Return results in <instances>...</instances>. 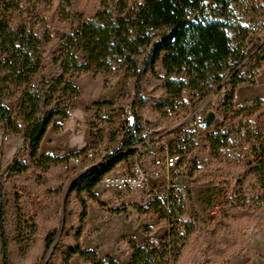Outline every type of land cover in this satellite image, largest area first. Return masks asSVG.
<instances>
[{"label": "rangeland", "instance_id": "obj_1", "mask_svg": "<svg viewBox=\"0 0 264 264\" xmlns=\"http://www.w3.org/2000/svg\"><path fill=\"white\" fill-rule=\"evenodd\" d=\"M0 4L20 8L12 15L14 31L0 35V58L17 55L18 42L13 45L11 41L24 37V24L38 38L36 48L45 47L41 69L30 82L37 85L41 79L50 81L57 77L60 65L52 59L74 18H58L56 0H43L36 7L30 0H0ZM71 4L73 13L92 17L101 8L102 0H71ZM230 17L236 21L237 34L244 31L261 39L258 46L263 59L253 76L256 84L239 86L233 107L223 108L220 99L224 89H218L220 84L211 86L203 97L199 91L186 88L170 97L164 88L161 61L153 64L156 75L146 69L141 80L144 102L136 106L134 113L143 126L142 134L150 138L146 144L149 185L129 191L107 188L99 182L92 189L95 198L81 194L87 214L79 241L99 258L111 257L126 264L132 243L140 246L146 239L163 240L171 225L153 209L155 198L149 193L153 187L162 194L173 188L174 194L181 193L183 198L186 189H190L195 203L196 211L190 212L184 198L179 222L191 228L186 234L184 226L180 227L179 234L186 237L176 264H264V184L257 182L255 173H249L259 165L256 153L260 151L243 146L239 125L252 122L258 132L264 131V0H235ZM141 56L135 57L140 60ZM241 72L250 74L246 66ZM25 80L0 63V93L12 114V125L5 129L0 120V173L4 174L0 213L9 241L10 264H61L63 252L74 244L79 225L81 206L72 184L81 169L64 170L57 160L42 162L39 158L73 155L88 149L97 154L114 152L122 122L113 117V112L131 104L128 94L119 98L116 95L122 85L128 84V77L124 69L113 76L101 72L65 74L64 81L76 86L77 94H55L51 107L66 106L69 116L52 119L35 159L30 157L23 137L26 123L18 105L30 88V82ZM257 98L262 102L245 104ZM112 100L110 105L96 106ZM128 117L132 118V110ZM215 134L228 138L218 154L211 153L208 140ZM178 135L183 137L178 149L182 172L169 188L156 181L152 160L166 150L172 151ZM126 154L130 156L131 151ZM107 155L112 158L116 152ZM242 193L249 198L244 207L239 206ZM51 228H57L58 234L46 251L44 240ZM69 262L90 264L77 254Z\"/></svg>", "mask_w": 264, "mask_h": 264}, {"label": "trees", "instance_id": "obj_2", "mask_svg": "<svg viewBox=\"0 0 264 264\" xmlns=\"http://www.w3.org/2000/svg\"><path fill=\"white\" fill-rule=\"evenodd\" d=\"M41 1L43 0H30L33 7ZM56 2L58 18H74L60 38L58 54L52 59L54 64L59 63L61 73L50 81L41 79L37 85L30 82L41 69L45 47L39 50L36 48L38 38L24 24L21 25L24 37L11 41L13 45L15 41L18 42L17 55H10L4 60L0 58V63L6 65L12 74L24 76L27 84L30 82L29 90L23 93L18 105L26 123L23 137L30 157L34 159L52 119L55 116L66 119L69 116L66 106L51 107L56 93L61 96L77 94L76 86L64 81L65 74L71 71L78 74L101 72L113 76L119 70H125L128 84L121 86L116 98L127 94L131 97L132 118L129 123L123 122L117 130V134L124 131L122 141L115 150L119 156L115 155L106 162L96 164L73 179L72 188L76 191L81 206L79 225L75 230L74 244L63 252L61 262L70 264V257L77 254L90 264H119L111 257L99 258L94 251L84 249L80 244L87 214L86 202L81 194L85 192L95 198L92 189L100 182L102 175L127 156L126 153L131 151L129 146L143 139V126L134 111L136 106L144 102L141 80L146 69L150 68L151 73L156 75L153 64L161 61L164 88L170 97L177 96L184 88L197 90L200 97H203L212 89L211 86L220 84L218 89H224L220 106L232 108L236 89L244 84H256L253 76L263 59L258 46L261 39L248 36L244 31L237 34L236 21L230 17L235 0H102L101 8L92 17L73 13L71 0ZM19 10L18 6L0 4V35L14 31L12 15ZM48 41L49 38L46 42ZM253 47L256 49L250 53ZM139 54L142 55L140 60L135 57ZM245 66L249 75L241 72V68ZM114 100L96 106L104 107ZM252 102L261 103L262 100L257 98L245 104ZM0 120L3 129L12 125L11 111L4 104L1 93ZM239 125L243 146L260 151L256 153L259 165L252 167L249 173H255L257 182L264 184V131L258 132L252 122ZM227 139V135L223 134L209 136L211 153L215 154L219 148L226 146ZM124 151L127 152L123 154ZM71 155L53 158L44 155L39 159L42 162L57 160L62 164ZM3 178L4 174L0 173V189ZM154 198L155 213L163 217L171 227L161 242L146 239L140 246L132 243V251L126 264H176V258L181 253L186 235L182 237L179 234L180 227L184 226L186 234L191 228V225L179 222L184 198L188 211H196L191 190L186 189L184 198L181 193L174 194L173 188ZM239 200V206L244 207L249 198L242 193ZM57 234V228L48 230L44 240L46 251L50 250ZM0 260L1 264H10L9 241L1 213ZM46 264L52 263L48 261Z\"/></svg>", "mask_w": 264, "mask_h": 264}, {"label": "built area", "instance_id": "obj_3", "mask_svg": "<svg viewBox=\"0 0 264 264\" xmlns=\"http://www.w3.org/2000/svg\"><path fill=\"white\" fill-rule=\"evenodd\" d=\"M223 98L220 99V103ZM131 112V104L126 103L122 105L119 109L114 110L113 117L120 122H130L128 114ZM199 119V116H198ZM121 123V124H122ZM99 129V128H96ZM124 131H120L116 135L117 148L122 141ZM183 140V137L178 135L175 141L179 143ZM150 141V138L143 135V139L136 141L131 146V154L127 156L124 161L118 162V164L109 172L102 175L100 183L107 187L117 190H143L147 187L148 179L150 177V171L148 169V158L146 155V144ZM179 145L173 147L172 151L166 150L164 154L157 155L152 160L153 175L156 177V181L169 185L172 187L171 183L181 175V157L179 154ZM115 152V151H114ZM106 151H97L94 149H88L82 152H78L69 156L63 163L62 168L64 170H69L72 168L80 167L79 173H83L89 170L95 162L101 161L106 153H114ZM163 185V187H165ZM171 185V186H170ZM168 189V188H167ZM150 195L162 196V193H157L155 188H150ZM166 193V192H165ZM164 193V194H165Z\"/></svg>", "mask_w": 264, "mask_h": 264}, {"label": "bare ground", "instance_id": "obj_4", "mask_svg": "<svg viewBox=\"0 0 264 264\" xmlns=\"http://www.w3.org/2000/svg\"><path fill=\"white\" fill-rule=\"evenodd\" d=\"M127 151H124L123 153H126ZM110 159V156H108L107 155V153L106 154H104V158L101 160V161H97V162H95L94 163V165H96V164H100V163H103V162H106V161H108ZM94 165H92V166H94ZM91 167H89V169H90Z\"/></svg>", "mask_w": 264, "mask_h": 264}, {"label": "crops", "instance_id": "obj_5", "mask_svg": "<svg viewBox=\"0 0 264 264\" xmlns=\"http://www.w3.org/2000/svg\"><path fill=\"white\" fill-rule=\"evenodd\" d=\"M48 130V129H47ZM47 130H46V133H45V135H44V137H43V139H42V141H41V143L44 141V139H45V136H46V134H47ZM40 148V147H39ZM126 159V158H125ZM120 161H124V158L122 159V160H120ZM119 161V162H120Z\"/></svg>", "mask_w": 264, "mask_h": 264}]
</instances>
